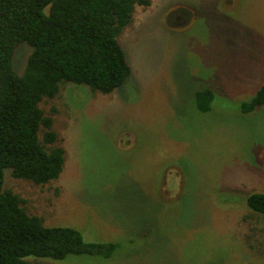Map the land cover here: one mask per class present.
Listing matches in <instances>:
<instances>
[{
  "label": "rangeland",
  "instance_id": "obj_1",
  "mask_svg": "<svg viewBox=\"0 0 264 264\" xmlns=\"http://www.w3.org/2000/svg\"><path fill=\"white\" fill-rule=\"evenodd\" d=\"M117 38L123 84L66 82L39 103L65 149L59 176L34 184L5 169L3 183L43 224L116 247L31 261L264 264V215L245 201L264 192V104L240 107L264 84V0H149ZM30 49L15 48L17 74ZM203 87L205 112L193 95Z\"/></svg>",
  "mask_w": 264,
  "mask_h": 264
},
{
  "label": "trees",
  "instance_id": "obj_2",
  "mask_svg": "<svg viewBox=\"0 0 264 264\" xmlns=\"http://www.w3.org/2000/svg\"><path fill=\"white\" fill-rule=\"evenodd\" d=\"M136 4L149 0H0V264L63 260L70 254L108 257L115 249V242L85 241L72 226L43 224L18 194L4 188V170L34 184L59 176L65 149L39 103L66 82L101 93L123 84L131 67L117 36ZM21 43L31 49L17 74L12 59ZM193 95L199 111L210 109L209 87ZM260 104L264 84L240 107L247 112ZM245 201L264 215V192H250Z\"/></svg>",
  "mask_w": 264,
  "mask_h": 264
}]
</instances>
